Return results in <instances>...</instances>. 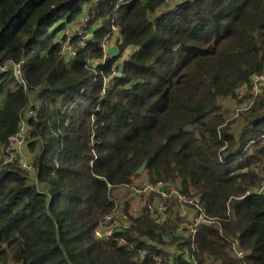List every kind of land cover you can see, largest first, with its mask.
<instances>
[{
    "label": "trees",
    "instance_id": "obj_1",
    "mask_svg": "<svg viewBox=\"0 0 264 264\" xmlns=\"http://www.w3.org/2000/svg\"><path fill=\"white\" fill-rule=\"evenodd\" d=\"M263 71L264 0H0V150L24 131L35 173L0 165V264H264V91L222 109ZM141 175L175 193L114 225Z\"/></svg>",
    "mask_w": 264,
    "mask_h": 264
},
{
    "label": "rangeland",
    "instance_id": "obj_2",
    "mask_svg": "<svg viewBox=\"0 0 264 264\" xmlns=\"http://www.w3.org/2000/svg\"><path fill=\"white\" fill-rule=\"evenodd\" d=\"M177 1H184V0H166V4L171 5V4L176 3ZM82 27H84V25H83V17L81 19H79L71 29L66 31L65 35H66V37H68V41L64 44V49H65L67 54L72 53L74 48H77V47L79 48L80 45H82V41H79V42L76 41L77 43L74 42L75 44L71 43L73 38H77V37L80 36L78 34V31ZM92 28H96V27L93 26ZM84 34H85V31L84 32L82 31V35H81L82 38H83ZM116 38H117V34L113 31L112 39L108 43V48H111L113 46L116 47L114 45V41H115ZM129 52H130L129 49L126 50L125 52H123V55H122L121 59L119 60V62L123 61L126 58V56H127V54ZM262 92L258 96H260L262 94ZM241 93L242 92H240L238 96L240 98H242V99H240L242 102L241 101H238V102L237 101H230V102H225V103L222 104V109L229 111L228 116L226 117V123H225L226 125H227V123L231 122L234 118L238 117L239 114L241 112H243L246 107L248 108V106H249L250 102H247L248 98H243V97H246V96H242ZM22 133L25 135L24 131ZM26 143H27V138L26 137L24 138V140L21 141V143L19 145H13V143L11 142V146L12 147H11V150L8 151V152H10L12 154L13 159H17L18 160V164L19 163H23V161H30L31 154L28 152V150L26 148ZM5 156L6 155H5L4 151L0 150V165L2 163L6 164L3 161L5 159ZM9 158L10 157H7L6 159H9ZM24 169H31V166L27 165L26 168H24ZM28 174H29L30 179L32 181H34L35 180V173L33 172L32 169L28 171ZM134 182L135 183L132 185L131 188H127V189L121 190L120 192H116L114 194L115 198L118 200V206H117V210L113 214V217H114V219L117 220V222H118L117 224H119V226L126 225L125 223H123L121 221V219H124L123 209L125 208V205H124L125 203L127 204L126 208H127L128 215L137 216L139 214V212L144 207H146L148 204H152L153 205L158 200L157 197L154 196L153 201L151 202V194L142 195L140 197H137L134 194L135 189L137 187H139L142 184L149 183L146 180L145 176L141 175ZM152 205H148V206L152 207ZM177 211H178V215L181 217V218H179V219H181L180 228H186L188 230V233H189L188 227H189V225L191 223V220L194 217V213H193L192 209L189 208V207H181V209H179V210H178V208H176V213H177ZM171 252H172V250H171ZM235 257L238 258L240 256L236 255Z\"/></svg>",
    "mask_w": 264,
    "mask_h": 264
},
{
    "label": "built area",
    "instance_id": "obj_3",
    "mask_svg": "<svg viewBox=\"0 0 264 264\" xmlns=\"http://www.w3.org/2000/svg\"><path fill=\"white\" fill-rule=\"evenodd\" d=\"M87 21H88L87 19L83 20L84 27H82V29L85 28ZM78 34L79 35L82 34L81 29L78 31ZM106 49L107 48L103 47V51L105 54H106ZM126 58H127V56H126ZM262 91H264V72L261 73L260 75H253L249 80L248 87H246L245 91H241L242 92L241 95L246 96L248 98L247 102H250L249 103V105H250L253 102L254 98H256ZM22 132L23 131L18 133L11 140L13 145H19L21 143V141L24 140V138L26 137V134L24 135ZM7 157H10V158L6 159ZM13 160L14 159L12 157V154L7 151L4 162L5 163H11V162H13ZM19 165L23 166V168H26V166H27V165H24V163H19ZM257 171H258L260 176L264 177V160L262 161L261 164H259ZM167 189H170L175 193V191H174L175 189L173 187H166L165 185H163L161 183H157V184L145 183V184H142L139 187H137L135 189L134 194L137 197H140L142 195H149V194L154 193V194H159L162 197H166ZM259 193L264 194V183L261 186ZM176 195L177 196L175 197V199L180 203L181 207H189L192 209V211L194 213V217L191 220V223L188 227L189 233L191 235H194L196 233V231L201 226H211L212 224H215L217 222L215 219L208 218L203 213L202 209L200 208V201L199 200L187 198V197H185L181 194H177V193H176ZM148 208H149L150 212H154V209L152 207L148 206ZM164 210L165 209L163 207V204H160V206H157V212L160 214V216H157V217L160 218L161 222H163V220H164V219H162V215H163ZM106 220L109 221L110 218H107ZM114 225H117V222H115ZM97 234L99 235V233H97ZM237 255H239L240 257L242 256V254L238 253V252H237Z\"/></svg>",
    "mask_w": 264,
    "mask_h": 264
},
{
    "label": "water",
    "instance_id": "obj_4",
    "mask_svg": "<svg viewBox=\"0 0 264 264\" xmlns=\"http://www.w3.org/2000/svg\"><path fill=\"white\" fill-rule=\"evenodd\" d=\"M106 52L111 58H116L119 55V50L114 46L111 48H107ZM144 168H145V163L138 169L137 174L142 173ZM117 232L120 233V231H117Z\"/></svg>",
    "mask_w": 264,
    "mask_h": 264
},
{
    "label": "clouds",
    "instance_id": "obj_5",
    "mask_svg": "<svg viewBox=\"0 0 264 264\" xmlns=\"http://www.w3.org/2000/svg\"><path fill=\"white\" fill-rule=\"evenodd\" d=\"M107 50V49H106Z\"/></svg>",
    "mask_w": 264,
    "mask_h": 264
}]
</instances>
